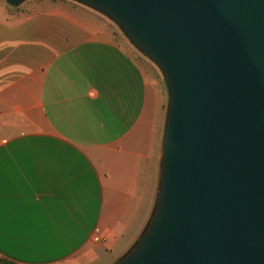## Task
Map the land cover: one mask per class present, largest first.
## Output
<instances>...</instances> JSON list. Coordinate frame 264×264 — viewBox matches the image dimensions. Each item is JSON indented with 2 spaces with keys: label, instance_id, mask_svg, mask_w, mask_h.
Masks as SVG:
<instances>
[{
  "label": "crops",
  "instance_id": "crops-1",
  "mask_svg": "<svg viewBox=\"0 0 264 264\" xmlns=\"http://www.w3.org/2000/svg\"><path fill=\"white\" fill-rule=\"evenodd\" d=\"M57 5L0 0V258L96 264L127 244L118 261L155 208L166 117L125 34Z\"/></svg>",
  "mask_w": 264,
  "mask_h": 264
},
{
  "label": "water",
  "instance_id": "water-1",
  "mask_svg": "<svg viewBox=\"0 0 264 264\" xmlns=\"http://www.w3.org/2000/svg\"><path fill=\"white\" fill-rule=\"evenodd\" d=\"M73 1L114 21L169 93L156 205L114 264H264V0Z\"/></svg>",
  "mask_w": 264,
  "mask_h": 264
},
{
  "label": "rangeland",
  "instance_id": "rangeland-1",
  "mask_svg": "<svg viewBox=\"0 0 264 264\" xmlns=\"http://www.w3.org/2000/svg\"><path fill=\"white\" fill-rule=\"evenodd\" d=\"M60 2H69L71 4H76L79 8V11L76 12L77 16L82 19V21L89 23L90 25H93L94 27H102L105 29H109L108 23L113 27L115 30H120L119 26L112 21L109 17L106 15L98 12L97 10L86 6L84 4H81L79 2L73 1V0H26L22 4H20L17 7H12L9 5V10L11 12H15L16 10H19V8H23L25 14H31V12H42L46 11L47 9L56 8L57 3ZM67 7V6H66ZM74 13V8L72 10ZM106 21L104 22L103 19ZM125 36V35H124ZM141 52V51H140ZM137 51V55L140 56V58L143 59L144 63L143 66L145 67V70L149 73V76L153 79L154 82V88L156 89V92L158 94V102H159V113L156 114V121H160L161 118L164 116L166 117L167 113V107H168V88L164 79V76L161 72V70L156 66L155 63H153L150 59H147L142 55V52L140 53ZM25 63L30 64V51H25ZM164 117V118H165ZM145 216V214H139V217ZM141 222L138 220L137 224ZM139 227L136 226V228H131L128 230V236L126 237V241H129L132 239L133 235L139 231ZM127 247V244H118L114 246L111 250V252L107 251L103 245L99 248V256L100 260L96 264H114L116 263L117 259L119 258L120 254L122 253L123 249Z\"/></svg>",
  "mask_w": 264,
  "mask_h": 264
},
{
  "label": "trees",
  "instance_id": "trees-1",
  "mask_svg": "<svg viewBox=\"0 0 264 264\" xmlns=\"http://www.w3.org/2000/svg\"><path fill=\"white\" fill-rule=\"evenodd\" d=\"M0 264H16V263L11 262V261H8V260H6V259H2V258H0Z\"/></svg>",
  "mask_w": 264,
  "mask_h": 264
},
{
  "label": "built area",
  "instance_id": "built-area-1",
  "mask_svg": "<svg viewBox=\"0 0 264 264\" xmlns=\"http://www.w3.org/2000/svg\"><path fill=\"white\" fill-rule=\"evenodd\" d=\"M95 240H98V239H95Z\"/></svg>",
  "mask_w": 264,
  "mask_h": 264
}]
</instances>
